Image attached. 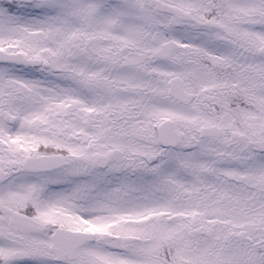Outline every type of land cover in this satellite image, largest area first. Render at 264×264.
<instances>
[{"label": "snow or ice", "instance_id": "obj_1", "mask_svg": "<svg viewBox=\"0 0 264 264\" xmlns=\"http://www.w3.org/2000/svg\"><path fill=\"white\" fill-rule=\"evenodd\" d=\"M0 264H264V0H0Z\"/></svg>", "mask_w": 264, "mask_h": 264}]
</instances>
